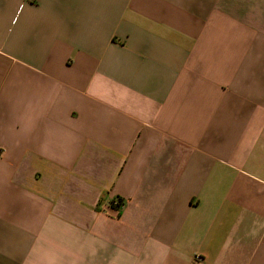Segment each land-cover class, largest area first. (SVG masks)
Masks as SVG:
<instances>
[{
  "label": "crops",
  "instance_id": "1",
  "mask_svg": "<svg viewBox=\"0 0 264 264\" xmlns=\"http://www.w3.org/2000/svg\"><path fill=\"white\" fill-rule=\"evenodd\" d=\"M0 264H264V0H0Z\"/></svg>",
  "mask_w": 264,
  "mask_h": 264
},
{
  "label": "trees",
  "instance_id": "2",
  "mask_svg": "<svg viewBox=\"0 0 264 264\" xmlns=\"http://www.w3.org/2000/svg\"><path fill=\"white\" fill-rule=\"evenodd\" d=\"M120 203H121V202H120V201H118V204H119V206H120Z\"/></svg>",
  "mask_w": 264,
  "mask_h": 264
},
{
  "label": "built area",
  "instance_id": "3",
  "mask_svg": "<svg viewBox=\"0 0 264 264\" xmlns=\"http://www.w3.org/2000/svg\"><path fill=\"white\" fill-rule=\"evenodd\" d=\"M27 1H35V0H27Z\"/></svg>",
  "mask_w": 264,
  "mask_h": 264
}]
</instances>
